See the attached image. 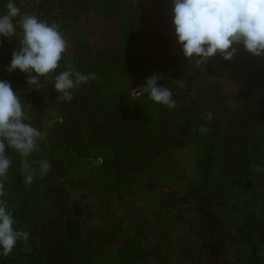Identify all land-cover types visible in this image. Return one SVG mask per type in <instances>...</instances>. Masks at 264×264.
I'll return each instance as SVG.
<instances>
[{
    "label": "trees",
    "instance_id": "trees-1",
    "mask_svg": "<svg viewBox=\"0 0 264 264\" xmlns=\"http://www.w3.org/2000/svg\"><path fill=\"white\" fill-rule=\"evenodd\" d=\"M30 1L38 7L31 15L57 24L63 37L71 40L70 49L62 54L55 74L71 65L82 74L94 73L95 79L74 89L71 102H64L58 99L53 88V74L41 77V85L37 87L27 84L26 74L19 70L1 73V79L10 83L25 104L26 122L41 131L42 123L36 110L49 105L61 120L48 128L44 139L42 160L49 161L51 168L40 176L39 164L36 165L37 175L28 188L21 187L18 178H14L20 170L22 157L16 152L11 156L4 196L0 199L12 210L14 227L26 232L28 240L18 241L8 256L0 257V264H41V252L32 231L47 201L48 208L59 217L76 264H96L97 244L102 241L113 245L114 238H121L122 242L116 251L104 257L103 264H160L171 260L181 264H215L217 247L209 236L208 216L193 206V197H196L195 192L202 194L211 186L222 126L220 116L191 98L183 100L176 82L167 78H161L159 83L172 91L175 109L152 102L146 93L142 100L128 96L131 78L146 80L148 77L140 59L150 57L153 51L164 46L166 37L148 36L147 17L132 0ZM6 3L7 0H0V14L6 11ZM15 3L22 16L24 5L21 0ZM91 14L100 20L116 22L117 44L102 57L96 55L80 25L82 18ZM19 19L14 20L17 33L21 31ZM17 48L18 45L13 47L7 38L0 37L2 69L9 64ZM114 68L117 77L109 78L108 73ZM228 68L232 70L231 63ZM28 103L32 105L30 108ZM208 112L212 113L210 121L204 119ZM202 126L207 127L206 133L200 131ZM194 139L203 146L200 175L193 181V190L179 195L167 183L171 173L186 165L183 152ZM88 152L102 160L96 170L105 190L121 188L143 195L156 192L151 206L152 227L143 219L134 227L126 226L134 229L129 234L119 236L112 227L96 242L84 238L79 224L83 208L71 195V190L78 186L75 179L77 160ZM181 224L190 232L186 246L175 245L167 235V228L172 231ZM116 229L119 230L120 225Z\"/></svg>",
    "mask_w": 264,
    "mask_h": 264
},
{
    "label": "rangeland",
    "instance_id": "rangeland-1",
    "mask_svg": "<svg viewBox=\"0 0 264 264\" xmlns=\"http://www.w3.org/2000/svg\"><path fill=\"white\" fill-rule=\"evenodd\" d=\"M21 3L24 5L22 16L38 11L35 2L21 0ZM132 3L147 17L148 36L153 38L160 34L167 40L150 57L140 59L148 77L155 73L175 81L183 100L191 98L201 106L214 110L222 121L211 186L202 194L195 192L196 197H193V206L208 216L209 236L217 247L215 264H264V171H257V168H264V57H255L243 46H236L237 52L232 60L225 61L217 54L206 65L196 66L194 62H188L176 42L171 0H132ZM80 25L98 57L116 46L115 20H100L91 14L82 18ZM20 34L21 31L16 37L9 38L13 47L18 45L16 39ZM64 39L67 41L66 51H69L71 40ZM228 63H231L232 70L228 68ZM3 71L9 73L5 66L4 69L0 67V80ZM108 75L109 78H116L117 69L109 71ZM145 82L142 78H131L128 96L144 99L142 86ZM135 88L141 94L131 97L130 92ZM31 106V103L27 104L28 108ZM36 115L41 120L43 135L37 142V149L27 158L31 168H27L24 158H21L20 170L14 176L24 188L32 183H26L25 176L35 170L44 158V139L48 128L61 120L51 105L36 110ZM186 149L183 152L186 165L171 173L167 183L179 195L189 193L193 181L200 175L199 166L203 161V146L197 139L192 140ZM6 152L10 157L14 154L10 148ZM101 161L100 157L90 152L77 160L75 179L78 186L71 190V195L83 208L79 224L84 238L88 242H96L102 233L106 230L109 233L108 229L112 227L119 236L129 234L134 229L126 226L130 224L134 227L143 219L149 221L152 227L151 206L154 203L153 193L156 192L143 195L121 188L105 190L96 170ZM48 205V201L43 203L32 231L41 252L40 263L76 264L70 255V245L63 235L59 217ZM117 225H120L119 230ZM167 235L177 246L189 243L190 232L182 224L172 231L167 228ZM111 242L113 245L102 241L97 244L96 264H103L104 257L116 251L122 239L114 238ZM160 264L181 262L171 260Z\"/></svg>",
    "mask_w": 264,
    "mask_h": 264
},
{
    "label": "clouds",
    "instance_id": "clouds-1",
    "mask_svg": "<svg viewBox=\"0 0 264 264\" xmlns=\"http://www.w3.org/2000/svg\"><path fill=\"white\" fill-rule=\"evenodd\" d=\"M171 4L174 36L189 63L206 65L217 54L230 61L237 52L236 46H243L255 57H264V0H171ZM5 9L0 14V37L8 40L16 37L14 20L17 17H20L18 24L21 30L20 37L16 39L18 48L12 52L7 71L19 70L26 74L27 84L37 87L41 85V77L53 74V88L58 99L71 102L73 90L95 79V74H82L71 65L55 74L67 48V41L58 25L49 24L35 15L21 16L15 0H7ZM161 78L155 73L147 77L142 86L143 93L152 102L175 109L172 91L159 83ZM25 109L10 83L0 80V197L4 196V181L12 163L6 150L10 148L18 153L24 158L25 166L31 168L27 158L37 149V142L43 135L26 122L28 115ZM204 119L210 121L212 113H206ZM207 130L206 126L200 129L203 133ZM50 168L49 161L41 160L38 174L43 176ZM257 171H264V168H257ZM35 175L36 170L28 172L25 182L30 184ZM15 223L12 210L0 199V257L8 256L18 241L28 240V234L17 230Z\"/></svg>",
    "mask_w": 264,
    "mask_h": 264
},
{
    "label": "built area",
    "instance_id": "built-area-1",
    "mask_svg": "<svg viewBox=\"0 0 264 264\" xmlns=\"http://www.w3.org/2000/svg\"><path fill=\"white\" fill-rule=\"evenodd\" d=\"M7 67L8 66H5V68H7ZM133 90H136L135 93L132 92ZM132 91L130 92V96L131 97H138L141 94V92L138 89H136V88L135 89H132Z\"/></svg>",
    "mask_w": 264,
    "mask_h": 264
}]
</instances>
